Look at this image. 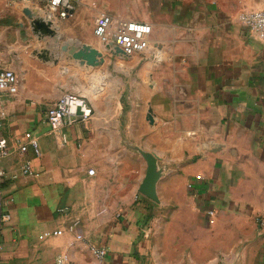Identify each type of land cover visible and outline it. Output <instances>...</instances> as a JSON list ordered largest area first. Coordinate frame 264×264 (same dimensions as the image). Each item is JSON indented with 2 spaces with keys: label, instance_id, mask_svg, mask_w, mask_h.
<instances>
[{
  "label": "crops",
  "instance_id": "crops-1",
  "mask_svg": "<svg viewBox=\"0 0 264 264\" xmlns=\"http://www.w3.org/2000/svg\"><path fill=\"white\" fill-rule=\"evenodd\" d=\"M23 1L0 0V67L19 80L16 94L0 96L11 152L0 167L13 173L27 159L36 175L1 183L11 219L0 224V264H56L63 253L96 264L89 245L106 249L104 264H166L152 218L159 204L134 190L146 156L180 169L195 208L214 224V250L227 236L225 249L264 264V40L238 21L259 0H79L65 18ZM102 14L148 23L146 50L126 56L101 43L93 26ZM36 18L51 21L55 35L34 31ZM70 48L95 49L97 64ZM112 54L135 68L107 93L102 64ZM33 63L37 73L26 74ZM64 92L85 97L92 115L59 147L45 112ZM25 131L38 137L39 156L18 151Z\"/></svg>",
  "mask_w": 264,
  "mask_h": 264
},
{
  "label": "built area",
  "instance_id": "built-area-1",
  "mask_svg": "<svg viewBox=\"0 0 264 264\" xmlns=\"http://www.w3.org/2000/svg\"><path fill=\"white\" fill-rule=\"evenodd\" d=\"M79 0H44L49 13L58 18H65L74 9V4ZM262 7L255 10L245 11L238 15V21L259 39L264 40V0H259ZM151 27L148 23L136 20H114L107 14L98 16L93 26L94 36L103 44H108L121 49L123 55L129 56L141 53L148 46V35ZM18 76L12 68L0 67V96L14 95L18 92ZM92 115V107L85 97L73 92L62 93L45 112V120L49 128V134L55 139L57 146H65L68 142V130L76 122L85 124ZM2 122L0 121V128ZM18 151L25 153L28 149L39 156L41 154L38 137L30 131H25L18 139ZM5 140L0 134V160L10 155ZM87 173L92 175L93 169ZM18 175H36L30 160H24L16 171L8 173L0 167V224L8 223L11 219L9 203L11 199L5 197L1 183L6 177L16 178ZM75 223L68 226L72 230ZM61 230L53 231L59 235ZM78 239L80 235L76 236ZM89 251L93 254L96 264H104L106 249L103 246L89 245ZM77 264L70 262L68 255H59L55 263Z\"/></svg>",
  "mask_w": 264,
  "mask_h": 264
},
{
  "label": "rangeland",
  "instance_id": "rangeland-1",
  "mask_svg": "<svg viewBox=\"0 0 264 264\" xmlns=\"http://www.w3.org/2000/svg\"><path fill=\"white\" fill-rule=\"evenodd\" d=\"M25 2L28 3L26 5L31 9L37 7L44 12L46 11L45 8L47 9L44 0H41L37 5L29 0H24L23 3ZM86 32H88V29H86ZM133 68H135V65L121 59L115 54H112L110 57L108 56L102 64L103 73H107L103 75L107 76L108 80L105 91L111 93L116 88L121 90L125 78L131 74V69ZM22 70H26V74L37 73L35 63H33L31 72L28 67L22 68ZM100 81V73L93 76V83ZM147 168L145 167V173ZM177 168L164 167V163L156 164V167H154V174L158 176L155 186L157 197L155 203L159 204V206L156 207L152 218H159L157 220V227L159 233L162 235L159 238L163 239L161 246L164 249L161 253L162 261L166 264H255L252 253L244 254L241 251L235 253L225 249V246L229 243L227 236L221 237L220 251L214 250L215 243L212 232L214 224L210 218L205 217L195 208L192 196L187 192L186 185L180 178V169ZM173 169L176 171L172 172ZM144 177L145 174L142 176L138 188L134 189L140 195L142 193H140L139 187ZM108 180L112 182L113 179L109 178ZM168 201L172 202L169 203ZM223 222L228 224V222L244 221L226 217ZM223 240L226 243H223Z\"/></svg>",
  "mask_w": 264,
  "mask_h": 264
},
{
  "label": "water",
  "instance_id": "water-1",
  "mask_svg": "<svg viewBox=\"0 0 264 264\" xmlns=\"http://www.w3.org/2000/svg\"><path fill=\"white\" fill-rule=\"evenodd\" d=\"M51 24H52L51 21H49V20L44 21V20L39 19V18L32 19V21H31V26H32L34 31H40L41 33L48 34L50 36H54L55 32L53 29L50 28ZM106 47H108L109 49H113L115 52H117L119 54H123L121 49H119L117 47H113V46L108 45V44L106 45ZM62 48L66 49V46L63 45ZM69 53L73 56V58L85 60L89 64H97L96 55L98 54V52L95 49L88 48V51L85 52L81 49L76 50L74 48H70ZM145 158L147 160V167L148 168L146 170L145 177L142 180V183L139 187V191L145 197H147L153 201H156L157 197H156L155 186H156V182L158 180V176L156 174H154V167H156V159L154 157H150V156H146Z\"/></svg>",
  "mask_w": 264,
  "mask_h": 264
},
{
  "label": "bare ground",
  "instance_id": "bare-ground-1",
  "mask_svg": "<svg viewBox=\"0 0 264 264\" xmlns=\"http://www.w3.org/2000/svg\"><path fill=\"white\" fill-rule=\"evenodd\" d=\"M51 16V14H49Z\"/></svg>",
  "mask_w": 264,
  "mask_h": 264
}]
</instances>
